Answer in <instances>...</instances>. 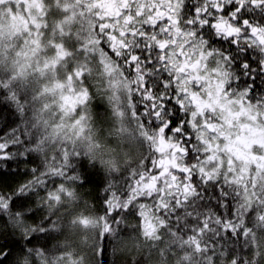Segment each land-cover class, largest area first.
<instances>
[{
  "label": "snow or ice",
  "instance_id": "obj_1",
  "mask_svg": "<svg viewBox=\"0 0 264 264\" xmlns=\"http://www.w3.org/2000/svg\"><path fill=\"white\" fill-rule=\"evenodd\" d=\"M0 264H264V0H0Z\"/></svg>",
  "mask_w": 264,
  "mask_h": 264
}]
</instances>
